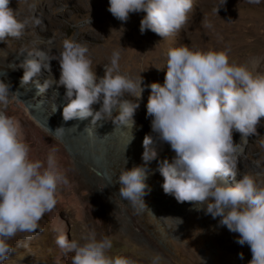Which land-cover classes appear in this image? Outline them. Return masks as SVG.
<instances>
[{
    "label": "clouds",
    "instance_id": "obj_1",
    "mask_svg": "<svg viewBox=\"0 0 264 264\" xmlns=\"http://www.w3.org/2000/svg\"><path fill=\"white\" fill-rule=\"evenodd\" d=\"M247 2L258 5L261 0ZM10 3L0 0V42L9 37L19 39L29 23H43L35 17L18 20ZM192 9L193 0H109L107 10L122 23L128 22L130 14L145 13L140 21L141 34L150 30L164 39L183 28ZM21 55V86L34 82L41 95L54 85L57 96L60 87L65 89V122L91 117L92 126L111 121L115 130L131 133L139 104L126 99V95L139 100L145 88L141 76L134 80L119 73L120 51L112 53L99 79L92 69L89 49L79 42L65 39L58 55L40 49L26 55L22 51ZM53 60L59 63V81L44 79L41 84L40 78L51 72ZM148 87L151 94L146 118H151L152 134L143 139L144 164L119 175V196L138 212L146 208L147 165L157 159L153 144L166 143L175 158L171 163L162 161L157 169L163 177V192L180 204L190 203L197 210H205L213 219L219 217L220 226L239 235L236 243L250 247V264H264V187L250 175L236 182L238 152L248 137L256 134L264 118V75H254L245 66L230 62L229 50L201 51L181 46L167 52L163 85L152 83ZM9 88L0 81V264L14 252L8 241L21 233L31 239L40 227L39 221L55 209L59 189L69 185L55 148L45 161L30 158L19 120L5 111L9 98L20 96L19 91L12 93ZM95 105H100L98 111ZM63 130L58 128L55 133ZM234 132L240 134V144L234 143ZM81 240L84 243L69 241L66 234L56 238L62 252L73 254L70 264H135L125 257H109L112 240L107 236L97 240L94 229L82 234ZM239 255L243 259V253ZM161 259L154 256L152 264H159Z\"/></svg>",
    "mask_w": 264,
    "mask_h": 264
},
{
    "label": "rangeland",
    "instance_id": "obj_2",
    "mask_svg": "<svg viewBox=\"0 0 264 264\" xmlns=\"http://www.w3.org/2000/svg\"><path fill=\"white\" fill-rule=\"evenodd\" d=\"M9 7L20 21L31 20L33 17L43 21L41 26L29 23L19 39L9 37L7 41L0 42V81L7 83L10 90L19 91L22 88L20 84L23 74L15 78L9 76V82L5 80V70H20L22 57L16 52L38 49L42 44L57 43L61 46L58 50H62L63 41L67 38L74 41L77 35H82L78 33L77 27L97 18L100 9L107 10L109 0H11ZM144 15L146 14H130L126 23L117 20V31L124 25L121 30L123 34L136 33L137 56L140 59L144 58L142 41L149 39L159 62H167L170 48L187 46L201 51L229 50L230 62L241 64L248 70L251 67L249 71L254 73L264 69V0L258 5L249 4L247 0H193V9L188 13L187 23L178 33L164 39L150 30L141 34L140 21ZM81 42L101 46L100 41L93 36H86ZM91 55L95 56V53L92 52ZM53 64L54 76L57 75L58 67L56 63ZM120 74L127 75L128 70L125 69ZM49 75V72L43 74L41 84L44 79L58 81L55 77L49 78ZM96 75L98 79L102 78L101 73ZM165 75L166 73L162 77L165 78ZM32 84L33 88L24 91L21 99L31 97L35 102L33 106L42 114L55 116L53 109L56 105L59 110L67 105L65 94L57 96L55 91L52 93V89H49L41 95L34 82ZM144 88L133 117L140 121L138 131L143 137L152 134L151 118H146L147 99L151 93L148 87ZM9 99L6 114L19 120L24 140L30 147V158L45 161L52 140L58 138L70 155L78 154L77 159L81 162L84 175L81 174V184L75 183L66 175L69 185L59 189L55 209L39 221L40 227L31 239H27L28 234L21 233L8 241L14 252L3 264H70L73 254L62 252L56 245V238L66 234L69 241L72 239L82 244V234L92 229L96 232L97 240L105 236L112 240L113 247L107 252L109 257H125L135 264H152L156 255L162 257L159 264H250V247L236 243L239 235L220 226L219 217L213 219L211 215L205 214V210H197L190 203L180 204L173 196L163 192V177L157 169L162 161L168 160L171 163L175 158L170 145L154 141L157 159L147 165L149 175L145 183L148 187L147 194L143 197L146 208L138 212L128 201L121 199L117 181L124 170L144 164L143 140L135 135L128 136V130H115L113 124L111 137L96 138L91 121L83 124L78 120L69 122L79 129L90 128L86 131L87 140L79 136L70 139L66 135H56L51 128L53 126H50L52 124L47 125L42 118L30 113L28 116L17 107L15 99ZM263 127V122H260L256 134L248 137L247 143L238 152L236 182L243 175H250L258 186L264 187V147L261 146L264 143ZM94 140L109 144H99ZM240 143L241 137L237 133L235 144ZM248 145H251L253 151H248ZM112 148L116 153L104 158V154H108ZM229 183L232 181L229 180ZM240 253H243V259L240 258Z\"/></svg>",
    "mask_w": 264,
    "mask_h": 264
},
{
    "label": "bare ground",
    "instance_id": "obj_3",
    "mask_svg": "<svg viewBox=\"0 0 264 264\" xmlns=\"http://www.w3.org/2000/svg\"><path fill=\"white\" fill-rule=\"evenodd\" d=\"M100 10L101 11L98 10L99 11L98 17L97 18L94 17L95 19H92L91 23L89 22L87 24L82 25L81 27H77L78 33L82 34V35H79V36L77 35V37L74 39L75 42H79L82 45H85L89 49V55H90V58L92 60L93 71H96V74L101 73V76L103 77L104 76V65L110 64V59H111L112 53L114 51L118 50V51H120L119 73L121 71H124L125 69H127L128 74L126 76H128L134 80L139 79V77L141 76V78L143 80L142 86H144V87H148L152 83H159V84L163 85L164 78L162 76L164 73H166V65H165L166 63L158 61L157 53L154 51V48L152 46V41L149 39L142 41L143 42V51L142 52L144 53V58L140 59L137 56L138 50L136 48V44H137V36H135L136 33L130 32V34H128V33L123 34L121 32V30L124 29V25L121 26L119 31H117V19H114V17L107 10H105V9H100ZM86 36H93L96 40H98V42L100 41L101 46L100 47H98V45L97 46H90L89 44L82 43L81 41ZM129 36H132V38H129ZM67 39H69V38H67ZM22 41L26 42L24 40H22ZM59 47H61L59 45V43L53 44V45H43L42 44V45H40V47L38 49H40L42 51L46 50L47 52L51 53L52 55H55V54L58 55V53L60 51H62L60 49L58 50ZM35 49H37V48H35ZM91 51L93 53H95V56L91 55L92 54ZM139 51H140V49H139ZM21 52L22 51L16 52V53H18V55H19V54H21ZM27 52L28 51H25L23 53L26 55ZM13 54L15 55L14 51H13ZM21 57H22V60L20 59V62H21L20 65L22 64V62L24 60V56L21 55ZM53 63H56V66L58 67V72H57L58 76L56 74L53 76V73H54V70H53L54 64ZM20 65H19L20 70H14V69L5 70V75H6L5 80L6 81H8V82L11 81V78H9V76H13L15 78V77L19 76L20 74H24V69L22 67H20ZM238 66H243V65L240 64ZM257 67H259V66H257ZM262 67L264 68V66H262ZM249 70H251V67ZM59 71H60V67H59L58 61H56V60L51 61V72H49L50 75L48 77L49 78L55 77L59 81L60 74H61V72H59ZM19 72H23V73H19ZM256 72H257V69H256ZM252 73L254 75L255 74L264 75V69L258 71L257 73H254V72H252ZM32 88H33L32 82H29L28 84L22 86V88L19 90L20 96L18 98H15V103L17 104V107H19L26 114H28V116L30 113V115L42 118L45 121V124H47V125L52 124L50 126H53V127H51L53 130V133L58 128H64L63 132H56V135H59V134L61 136L66 135L70 139H73L72 137H74V136H79L81 139L87 140V137H86L87 133L84 129H79V128L71 125L69 121L65 122L63 120V117H62L63 109L62 110L57 109V111L55 112V108H54L53 113H55V116L51 117V116H47V115L39 112L38 108L36 106L35 107L33 106L35 104V102L33 101V99L31 97H28V98H25L22 100L21 95L24 93V91H26L28 89L30 90ZM148 88H149V91L151 93L150 87H148ZM15 91L17 92V90H15V89L10 90V92H12V93H15ZM54 91H55V85L52 89V93H54ZM58 91H59V94H65V89L63 87H60L58 89ZM147 95H149V94H147ZM126 98L131 100L133 103H139V100H137L132 95H126ZM12 104H14V103L12 102ZM99 107H100V105H95L94 110L98 111ZM140 110H142V109H140ZM144 116L145 115H142V117H144ZM133 119L135 121V125L131 129V133H130V130L127 131L128 136L135 135L138 139L140 138L139 140H143L144 137L141 136L139 134L140 132L138 131V127L141 125L140 121H136L135 118H133ZM74 121H76V120H74ZM88 121H91V117L86 119V120H83V121L78 120V122L83 123V124H85ZM260 122H263V125H264V118H261L259 123ZM111 125H112L111 121L98 122L97 125L94 126V128L92 127L93 128L92 129L93 135L96 138H103V136L105 138H109V136L111 137V133H112L111 130H114V128L111 127ZM263 129H264V127H263ZM105 130L107 131V133H105ZM108 130H109V133H108ZM236 134H237L236 132L233 133L234 143H235V135ZM52 141L53 142H52V144H50L49 149L51 150L52 148H55L57 150L56 156H57L60 167L63 169L65 174L71 180H73L77 184H81L80 180H81V174H83V169L81 168L80 160L77 159L79 157L78 154H74V155L71 154L70 155L66 151L64 144L58 138L57 139L54 138ZM94 141L99 143V144L103 142V141H96V140H94ZM95 142H93V145L98 147V145L95 144ZM89 143L91 144V142H89ZM103 143L107 144V145L109 144L106 141H104ZM53 145H55V147H52ZM84 151L88 152V150H86V149H84ZM109 151L107 152L108 154H104V158H108L109 155H114V153H116V151H114L113 148L110 152ZM248 151H253L251 145H248Z\"/></svg>",
    "mask_w": 264,
    "mask_h": 264
}]
</instances>
